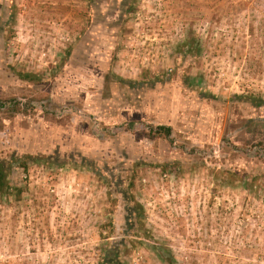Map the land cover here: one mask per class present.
Returning a JSON list of instances; mask_svg holds the SVG:
<instances>
[{"label":"rangeland","instance_id":"1","mask_svg":"<svg viewBox=\"0 0 264 264\" xmlns=\"http://www.w3.org/2000/svg\"><path fill=\"white\" fill-rule=\"evenodd\" d=\"M261 99L264 0H0V264H264Z\"/></svg>","mask_w":264,"mask_h":264},{"label":"trees","instance_id":"2","mask_svg":"<svg viewBox=\"0 0 264 264\" xmlns=\"http://www.w3.org/2000/svg\"><path fill=\"white\" fill-rule=\"evenodd\" d=\"M121 83H127V81L124 80H120ZM256 106L258 107H263L264 106V99H261L260 101H258V103H255ZM32 108V107H30ZM1 109V106H0ZM256 120L252 119L250 121V123H255ZM150 137L151 138H164V139H170L172 138V134H173V129L169 126H157V127H150ZM16 161V159L13 157L11 158L10 161L7 160H0V196H7L11 190V184H10V175H11V170H12V163ZM25 170H27V164L22 163V165ZM219 176H221L222 174L228 175L229 178L234 179V177H240V179L242 180V182H245L246 184V179L249 180V186L251 189H254L256 187H259V177H249V175H245V176H239V174L233 173L232 171H218ZM104 261L102 262V264H121V262L123 264H125V262L120 261V256H118L117 258V254L115 252H106V254H104Z\"/></svg>","mask_w":264,"mask_h":264},{"label":"flooded vegetation","instance_id":"3","mask_svg":"<svg viewBox=\"0 0 264 264\" xmlns=\"http://www.w3.org/2000/svg\"><path fill=\"white\" fill-rule=\"evenodd\" d=\"M16 102V101H15ZM22 105H23V108H26V107H29V109L30 110H35V111H37V108H39L37 105H35V103H32V102H28V104L27 103H25V102H22L21 103ZM10 105V104H9ZM30 107H32V108H30ZM40 109V108H39ZM70 109L69 108H66V110L64 109V111L63 112H67L68 113V111H69ZM41 111V110H40ZM52 111V110H51ZM51 111H49V110H45V111H41L42 113H52ZM57 113V112H56ZM53 114L54 115H56L55 113H54V111H53ZM57 116V115H56Z\"/></svg>","mask_w":264,"mask_h":264}]
</instances>
